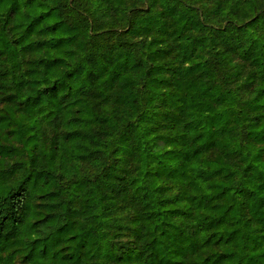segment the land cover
Returning <instances> with one entry per match:
<instances>
[{
  "label": "clouds",
  "instance_id": "clouds-1",
  "mask_svg": "<svg viewBox=\"0 0 264 264\" xmlns=\"http://www.w3.org/2000/svg\"><path fill=\"white\" fill-rule=\"evenodd\" d=\"M35 6L0 18V264H264V0Z\"/></svg>",
  "mask_w": 264,
  "mask_h": 264
},
{
  "label": "trees",
  "instance_id": "trees-1",
  "mask_svg": "<svg viewBox=\"0 0 264 264\" xmlns=\"http://www.w3.org/2000/svg\"><path fill=\"white\" fill-rule=\"evenodd\" d=\"M5 5L7 8L5 9ZM45 14L41 12V10L35 6V0H0V18L5 19V23H12L15 28H22L25 32L28 31L29 28L33 27L36 21L40 20ZM35 31V29H33ZM38 45H43V42H37ZM36 71V69H33ZM73 117H69L72 119ZM4 121V117L0 116V124ZM0 131H3L0 128ZM10 134V133H9ZM217 222L214 225H210V230L206 233V238L203 239V249H214L221 244H227L230 242L231 233H228V238L223 234L224 230L229 228V225L222 222V217L214 218ZM12 224H16V220L11 221ZM3 223L5 227L8 223V217L3 218ZM39 224V221L35 222ZM21 240H30L32 244L36 243L37 239H42L38 237L35 233L28 231L24 235L20 237ZM75 242V237H69L67 242H63V246L59 247V253L63 255L60 256L62 264H67V260L73 258V253L70 251L72 244ZM123 247V245H121ZM43 254L41 257L37 258L35 256L32 257V260L29 261L28 258L32 255L31 252L24 254V260L28 262V264H45L46 255H47V246L40 249ZM55 257V253L53 254ZM216 253L212 252L210 256L205 257L199 264H232L234 259L233 254L225 250L220 253V255L213 260L212 256H215Z\"/></svg>",
  "mask_w": 264,
  "mask_h": 264
}]
</instances>
